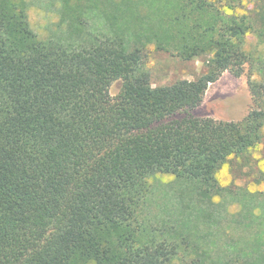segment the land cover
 <instances>
[{
    "label": "trees",
    "instance_id": "trees-1",
    "mask_svg": "<svg viewBox=\"0 0 264 264\" xmlns=\"http://www.w3.org/2000/svg\"><path fill=\"white\" fill-rule=\"evenodd\" d=\"M59 1L64 38H40L26 0H0V264H264V191L216 178L259 143L264 86L248 81L255 108L239 122L189 114L254 58L242 49L253 27L232 13L241 0ZM149 44L205 70L153 87ZM159 175L172 181L152 213ZM229 201L255 228L250 252L213 256Z\"/></svg>",
    "mask_w": 264,
    "mask_h": 264
},
{
    "label": "rangeland",
    "instance_id": "rangeland-1",
    "mask_svg": "<svg viewBox=\"0 0 264 264\" xmlns=\"http://www.w3.org/2000/svg\"><path fill=\"white\" fill-rule=\"evenodd\" d=\"M26 1L31 28L40 38H64L62 30L57 26L60 19L59 8L61 7L59 0ZM259 5L258 0H241L232 8V13L245 17L253 27V32L247 33L244 37L242 49L254 58L243 66V72L239 77L224 71L214 83L209 84L202 103L189 112L191 116L239 122L251 109L255 108L248 81H255L264 86V60L258 58L262 49L258 37ZM89 24L90 30L97 29V25L93 22H89ZM146 49L148 52L146 67L150 71L153 87L168 85L181 79L194 80L205 70L204 58L183 61L168 52L154 49L152 44H149ZM120 86V81L112 83L109 88L112 97L118 94ZM259 91L264 93V88H259ZM155 178L154 182H157V187H159L156 191L158 196L154 194L153 198L155 199L149 209L152 213H161L159 211L162 205L161 200L166 203L167 199L160 193L168 190L164 183L172 181V177L159 175ZM216 178L221 186L228 188L233 194H237V192L255 194L264 191V127L261 129L259 143L247 149L243 155L231 158L223 164L218 170ZM172 185L174 184L172 183ZM255 199L256 201L264 200V195ZM226 207L227 211H221V217L213 228L215 237L211 239L215 244H213L212 255L215 256L219 251L222 253L225 250L228 255H231L230 251H234L235 248L250 252V246L246 248L244 246L251 242L255 228H244L237 224L241 219L236 214L232 215L233 211L239 207L237 203L232 204L229 201ZM231 245L233 248L228 249ZM262 251L264 252V249ZM256 254L253 255L256 256Z\"/></svg>",
    "mask_w": 264,
    "mask_h": 264
}]
</instances>
